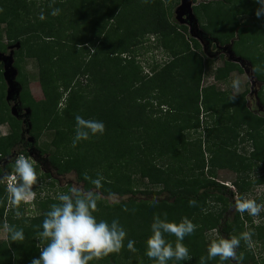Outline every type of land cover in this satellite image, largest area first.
Wrapping results in <instances>:
<instances>
[{
    "label": "trees",
    "instance_id": "trees-1",
    "mask_svg": "<svg viewBox=\"0 0 264 264\" xmlns=\"http://www.w3.org/2000/svg\"><path fill=\"white\" fill-rule=\"evenodd\" d=\"M47 2L42 11L45 19L41 20L42 12L36 10L35 0H0V51L6 49L4 35L8 46L20 44L15 50L17 82L22 87L21 103L32 112L36 145L45 131L53 132L50 147L55 152L49 154V163L60 176L75 172L86 190L94 185L85 174L91 179L102 175L94 215L109 224L119 220L127 232L119 253L89 264H156L146 255L147 240L154 216L160 214L163 219L165 212L169 222L179 223L187 217L197 225L195 233L183 240L191 259L172 260L169 264H199L200 257H207L211 240L239 237L247 231V224L254 233L252 239L264 244V223L255 224L247 212H236L232 221L227 218L235 206L234 192L215 178L218 170H235L239 177L234 183L236 198H246L256 185L264 186V154L260 152L264 151V114L259 113L260 106H264L263 90L250 107L247 96L251 92L232 101V93L221 92L213 85L203 86L207 62L213 60L200 41L189 34V27L173 18L180 0ZM258 7L255 0H217L195 6L194 12L205 34L221 45H229L236 35L241 39L244 31L256 34V41L258 35L264 36V19L255 15ZM53 8L60 9L58 15H51ZM151 39L154 43L148 45ZM150 48L160 50L165 62L150 63L145 73L137 57L139 51L146 53ZM258 54L242 57L236 53L251 64L257 83L263 84L264 52ZM25 59L38 63L44 101L37 102L28 88L19 64ZM2 70L1 66L0 125L8 124L12 133L0 136V160L11 157L21 147V122L10 112ZM235 72L244 70L226 58L214 77L217 82H225ZM82 77L88 86L82 85ZM37 115L41 116L39 122ZM76 115L102 121L104 134H90L88 140L73 147ZM210 118L215 121L209 122ZM189 131L201 134L190 138L186 135ZM248 139L252 152L245 156ZM66 149L67 153L63 152ZM22 152L29 157L25 150ZM41 152L47 154L49 150ZM11 164L7 174L14 170L15 163ZM255 167L257 177L252 174ZM34 168L37 177H42L40 181L50 178L38 165ZM135 175L147 180L143 188L136 182L139 180H134ZM69 187L63 189L65 193ZM164 193H168V199L149 200ZM138 194L145 199L137 198ZM7 195L0 184V231L7 222L23 229L25 239L13 242L7 234V241L0 242V264H31L33 258L40 257L38 233L43 230L45 214L59 201H42L38 211L43 213L32 218H26L28 207L21 203L22 215L17 218L15 210H8ZM128 196V200L109 204L111 198ZM190 199L197 201L196 206H189ZM256 200L264 202V193ZM211 231L218 235L207 240ZM165 239L175 245L174 235L165 234ZM128 240L135 241L136 251L127 248ZM237 252L243 254L244 264H264V258L259 259L243 240ZM207 264L233 263L221 262L217 257Z\"/></svg>",
    "mask_w": 264,
    "mask_h": 264
},
{
    "label": "clouds",
    "instance_id": "clouds-1",
    "mask_svg": "<svg viewBox=\"0 0 264 264\" xmlns=\"http://www.w3.org/2000/svg\"><path fill=\"white\" fill-rule=\"evenodd\" d=\"M255 2L259 5L255 11L256 17L264 19V0H255ZM59 12L60 9L53 8L51 15L56 16ZM39 18L41 20L45 19L43 12ZM213 46L215 47L216 44L213 43ZM213 46L211 50L215 49L216 51H213L212 55H218V51L222 50H218L217 47L213 48ZM221 46L226 47L228 45ZM90 52H94V48H90ZM222 53L226 55L225 57L228 56L224 51ZM227 58L229 59V56ZM243 70L244 73L242 74H246L250 80L251 94L258 97L260 88L256 90L255 83H252L244 68ZM254 81H256V78ZM239 86L240 81L238 79L234 80L233 89H238ZM236 98L235 95L231 97L232 101H235ZM75 120L76 134L72 141L73 147L79 141L88 140L90 134L102 135L106 130V126L102 121L86 120L80 115H76ZM16 152L7 158L8 162L15 163L14 170L11 174L0 175L2 176L0 184H3L7 189L8 207L15 210V216L19 218L22 215L19 211L21 203L32 204L39 195L33 190L38 181L37 172L34 168L36 164L33 161L34 158L26 157L22 151ZM85 179L90 180L91 184L94 185L93 189L86 190L82 183L73 180L68 192L60 193L56 197L59 203H53L50 206V210L46 212L42 222L43 230L38 233L37 247L40 249V257L33 258L31 264H89V261L99 260L112 253L121 251L127 232L120 225L119 220L114 219L109 224L105 220L98 221L94 215L97 210L100 197L99 190L102 188L104 177L99 175L98 178L91 179L85 174ZM5 182H7V186L4 184ZM196 204L197 201L195 199L189 200V206L194 207ZM262 209H264V205L257 204L253 199L237 198L235 201V210L241 214L247 212L250 216L256 217ZM124 211H128L127 207L124 208ZM132 211H135V209ZM163 216L164 218L161 219L160 214H156L153 218V223L151 224L152 234L147 240L146 255L150 259L155 260L156 264H168L172 260L189 261L191 259L189 249L183 244V240L186 236L195 233L197 225L187 217L176 223L168 221L166 212ZM4 229L13 242H21L25 239L24 231L21 228L5 222ZM165 234H171L176 237L174 246L165 239ZM253 235V232L245 231L239 237L232 236L231 238L211 240L207 249V257H200L199 264H207L208 260L217 257H219L221 262L232 260L234 264H243L244 256L242 253L238 254L237 250L240 248L242 240L251 249L253 246ZM41 245L44 246L41 247ZM134 245V240H128L127 248L130 251H136Z\"/></svg>",
    "mask_w": 264,
    "mask_h": 264
},
{
    "label": "rangeland",
    "instance_id": "rangeland-1",
    "mask_svg": "<svg viewBox=\"0 0 264 264\" xmlns=\"http://www.w3.org/2000/svg\"><path fill=\"white\" fill-rule=\"evenodd\" d=\"M34 1V0H32ZM212 1H217V0H194V7L195 6H198L200 5L201 3L205 2V3H209V2H212ZM36 2V10H40L41 12L44 11V9L46 8V5L48 4L47 0H35ZM173 18H175V16H173ZM242 22L243 21H246L245 18H242L240 17ZM253 22V20H251ZM263 26V25H261ZM264 28V27H263ZM5 30V26L2 27V31ZM190 34V32H189ZM257 37L256 34L254 35H251L247 32L244 31V33L241 34V39H239L238 35L235 36V39L232 40L231 42H237L234 49H235V53L239 54L240 56L242 57H247L248 55L251 57L253 56V54H256V56L258 57V54L259 52H264V36H260L258 35V40L256 41V38ZM256 41V42H255ZM3 46L4 48H6L4 51H1L2 53H5L7 56L10 55V52L11 50H19V49H16L14 47H10L8 46L9 42L8 40L6 39L5 35L3 36ZM152 43H154V40L151 39L150 43H148V45H151ZM201 43V42H200ZM146 45V44H145ZM202 46V44H201ZM203 48V46H202ZM157 48H150L146 53H144L143 51L140 52L139 51V56L137 57V60L138 62L141 64V66L144 68V72H145V69L149 66L150 63H154L155 61L156 62H165V60L163 59L164 55L161 53L160 50L156 51ZM211 48H208V53L210 54V59L213 60L211 61L210 63L207 62V68L205 70V79H204V82H203V86L204 87H208V86H216L218 88L219 91L221 92H226V93H232L234 95H241L243 93H250L251 91V84H250V80L248 79V77L246 76V74H242L241 72H237V73H232L231 76L228 78V81L227 82H217L215 80V74H216V71L217 69L221 68L224 66V61L225 59L228 57H225L226 55H221V54H218V55H212L211 51H216L215 49L214 50H211ZM250 50L251 53L248 51ZM258 52V53H257ZM248 53V54H246ZM216 54V53H215ZM14 65L16 63V56L14 54ZM22 67V73L23 75L26 77L27 81H28V88L33 96V98L37 101V102H41V101H44V95H43V92H42V89H41V86H40V81H39V67H38V63L33 60V59H25L23 60L21 63H19ZM3 68L2 70V73L4 74V66H3V63H0V68ZM147 73V71L145 72ZM19 77V75H18ZM17 77V78H18ZM238 79L240 81V86L238 89H233L232 87V84H233V81ZM21 80V79H20ZM81 83L83 86H88V82L86 79H84V77H82L80 79ZM256 86V90L258 88H260V90L262 89L263 90V98H264V83L263 84H259L255 81V84ZM7 86V85H6ZM6 93H7V87H6ZM256 95H253V94H248L247 96V100H248V104L250 105V107H252V102L254 103L255 102V98ZM64 104V102H63ZM64 108V106H62V109ZM259 113H263L264 114V106L263 107H260V112ZM262 114V115H263ZM36 115V113H35ZM40 115V113H39ZM37 115V121L39 122L40 119H41V116H42V113H41V116ZM203 115V113H202ZM204 118V115L202 116ZM206 120V117L204 118ZM215 119V118H214ZM214 119L211 120V118L209 119V122L210 121H215ZM12 132L11 128L9 127V125L5 124V125H0V136L1 137H4V136H8L10 135V133ZM203 133V132H202ZM201 134V131H189L186 133L187 136H189L190 138H198ZM54 138V133L53 132H50V131H45L41 138H40V141L38 143V146L44 150H49V152L47 153L48 155H45L44 157L45 158H48L50 157L49 154H54L55 152V148H52L50 147L51 146V142ZM249 140V139H248ZM252 143L248 142V152L246 154H244L245 156H248L249 155V152H252L251 151V148H249V145H251ZM260 146H262L261 144H258ZM237 147V146H236ZM236 147L232 148V149H236ZM240 148V147H239ZM101 149H103V146L101 147ZM66 152L67 153V149L66 150H63V152ZM262 154H264V151L261 150L260 151ZM242 153V152H241ZM47 156V157H46ZM207 158H210L209 155H207ZM44 169L45 171H48L51 175L52 178H44L42 179L41 182L40 179L42 177H40V179H38V182H37V185L34 186V191L37 192L40 188L41 190L39 192H37L36 194L39 195V198H35L34 199V202L32 204H29L30 206L27 205V214L26 215V218L29 217V218H32V215H36L38 213V215H41V213L43 212H40L38 211V208L40 207V203L42 201H45V202H49V200L51 199H54V200H57L56 197L58 196V194L60 193H65L66 190H63L65 188H68V186H71V181L73 180H76L78 182H80L78 180V176L75 172H72L70 173L69 175H66V176H60L58 174V171L56 170V168L54 169L53 165L50 164L49 162L45 163L44 165ZM258 168L255 167V170L252 171V174H254V172H257ZM262 170L260 171L259 170V173H261ZM256 174H254L255 176ZM257 177V175L255 176ZM141 177L139 175H135L134 176V180H139V181H136L141 188H143L145 185H146V182L147 180H142L140 179ZM216 181L217 182H220L221 184H225V185H228L229 187L233 186L234 187V183L236 182V180L239 178L238 177V173L235 171V170H231L230 171H217L216 172ZM47 179V180H46ZM52 180V181H51ZM143 181V182H141ZM53 182V183H52ZM82 183V182H80ZM83 186H84V183H82ZM258 185L254 186L252 188V190L246 194V198L248 199H253L257 202V197H260L262 193H264V186L262 187H257ZM139 187V188H140ZM70 188V187H69ZM230 190H232L231 188H229ZM236 192H234V199L236 200V195L238 194V190L235 189ZM137 198H142V199H145L144 197H142L141 195H137L136 196ZM155 197V198H154ZM154 197H150L149 200L150 201H157V200H166L169 198V195L168 193H164L163 195H160V196H154ZM130 197H124V198H120V197H115V198H111L110 199V202L109 204H114V203H118L122 200H128ZM138 200V199H137ZM259 205H264V202L261 201L259 203H257ZM25 205V204H24ZM25 207V206H24ZM212 208V207H211ZM8 210H11V208L8 207ZM7 210V211H8ZM34 211V213L32 214V212ZM237 211L235 210V206L232 207L229 212H228V215H227V218H230V220L232 221L234 219V214L236 213ZM244 214V213H243ZM254 218V221L256 224H260V223H264V209L261 210L260 214L256 217H253ZM246 230L249 231V224L246 225ZM8 233L5 231V229L1 230L0 231V242H4V241H7V238H8ZM217 232H209L207 234V240H211L212 238H216L217 237ZM253 246L252 248L250 249L251 251H254L255 254L259 257V259H262L264 258V244L263 243H258L253 240ZM176 262H174L173 264H175ZM232 263L234 264V262L232 261ZM169 264V263H168ZM244 264V263H243ZM249 264H252L251 262H249Z\"/></svg>",
    "mask_w": 264,
    "mask_h": 264
},
{
    "label": "water",
    "instance_id": "water-1",
    "mask_svg": "<svg viewBox=\"0 0 264 264\" xmlns=\"http://www.w3.org/2000/svg\"><path fill=\"white\" fill-rule=\"evenodd\" d=\"M177 14V21L181 25H186L190 29V34L198 39L204 49L205 52H208V42L215 43L218 50L224 51L228 56L229 60L238 63L241 65L242 68L245 69L248 76L251 78L252 83H255V75L253 72V68L250 63H247V61L243 60L240 57H237V55L234 52V42H232L230 45L226 47H222L220 42L217 39H211L205 32L201 29L199 20L194 12V0H182L181 4L176 9ZM214 41V42H213ZM16 49H20V44H16V46H13ZM14 54L15 52H11L9 56H7L5 53H2L0 51V63H3L4 66V80L7 85V94H6V101L8 104H11L15 101V97H17V100L19 101L20 95L22 92L21 85L17 82V77L19 75V71L15 68L14 65ZM248 66V68H247ZM257 81V80H256ZM29 115L31 116L32 113L30 110H28ZM12 114L16 116V108H12ZM29 127L32 128V125L29 121ZM31 130V129H30ZM29 130V131H30ZM32 142H34V139H31Z\"/></svg>",
    "mask_w": 264,
    "mask_h": 264
},
{
    "label": "flooded vegetation",
    "instance_id": "flooded-vegetation-1",
    "mask_svg": "<svg viewBox=\"0 0 264 264\" xmlns=\"http://www.w3.org/2000/svg\"><path fill=\"white\" fill-rule=\"evenodd\" d=\"M182 0H180V4H181ZM179 4V5H180ZM178 5V6H179ZM177 6V7H178ZM176 7V9H177ZM175 9V11H176ZM175 14V18L177 20V14L176 12H174ZM213 46V43L212 41L211 42H208V48H211ZM10 47H13V46H10ZM213 48H215L213 46ZM11 52H13V50H11ZM10 52V54H11ZM15 52V50H14ZM223 51H218L217 54H222ZM211 53L213 54L214 52L211 51ZM9 108H10V112L12 114V108L15 107L16 108V116H13L21 122V147H18L20 148L19 150L17 151H23L25 150L27 153H28V156L29 157H33L34 158V162H36V165H38L40 168V170L44 173H46L47 175L51 177L50 173L48 171H45L44 169V165L45 163L49 162L48 158H45L44 156L45 155H48V154H43L41 151L43 150H40L41 148L36 145V142H32L31 139H33V135H32V130L33 128L29 127V121L31 123V117L32 115L30 116L29 113H28V110H30L29 108H26L25 106H23V104L21 103V100L19 99V101L17 100V97H15V101L12 102L11 104H8ZM31 111V110H30ZM32 113V112H31ZM32 125V123H31ZM31 129V130H30ZM30 130V131H29ZM12 133V132H11ZM10 133V134H11ZM39 143V141H38ZM35 144V146H34ZM16 152V151H15ZM17 153V152H16ZM47 157V156H46ZM9 160L7 159H2L0 160V169L3 171L1 172L0 175H5L8 173V166L12 165L10 162H8ZM10 163V164H9ZM54 167V166H53ZM55 169V167H54ZM57 170V168H56ZM58 171V170H57ZM40 178V176H38V179ZM0 179H2V176H0ZM42 181V180H41ZM40 181V182H41ZM52 181V180H51Z\"/></svg>",
    "mask_w": 264,
    "mask_h": 264
},
{
    "label": "built area",
    "instance_id": "built-area-1",
    "mask_svg": "<svg viewBox=\"0 0 264 264\" xmlns=\"http://www.w3.org/2000/svg\"><path fill=\"white\" fill-rule=\"evenodd\" d=\"M4 184H6L7 186V182H5ZM225 185V184H224ZM234 192H236L235 188L233 186L230 187Z\"/></svg>",
    "mask_w": 264,
    "mask_h": 264
},
{
    "label": "crops",
    "instance_id": "crops-1",
    "mask_svg": "<svg viewBox=\"0 0 264 264\" xmlns=\"http://www.w3.org/2000/svg\"><path fill=\"white\" fill-rule=\"evenodd\" d=\"M235 73H237V72H235ZM227 81H228V80H226L225 82H227ZM222 83H223V82H222ZM243 94H244V93H243ZM233 95H234V94H233ZM241 95H242V94H241ZM235 96H236V95H235ZM237 96H239V95H237ZM237 96H236V97H237Z\"/></svg>",
    "mask_w": 264,
    "mask_h": 264
}]
</instances>
